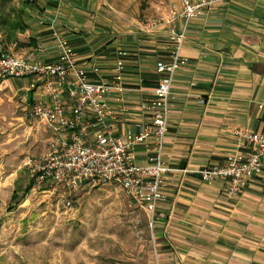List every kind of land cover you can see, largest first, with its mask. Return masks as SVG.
Here are the masks:
<instances>
[{"label":"crops","instance_id":"crops-1","mask_svg":"<svg viewBox=\"0 0 264 264\" xmlns=\"http://www.w3.org/2000/svg\"><path fill=\"white\" fill-rule=\"evenodd\" d=\"M7 1L0 50L54 62L58 29L93 80L100 79L95 68L111 80L118 52L125 51L126 93L106 98L120 111V133L144 117L141 104L160 79L156 64L168 59L167 26L150 29L151 19L143 22L137 10L131 15L121 0ZM214 1L190 22L183 49L188 63L172 88L164 158L188 172L170 174L168 200L159 207L168 217L155 232L161 264H264V170L235 198L227 196L225 181L203 180L199 172L231 154L251 153L243 134L264 132V0ZM18 80L26 93L32 78ZM29 97L45 99L42 89Z\"/></svg>","mask_w":264,"mask_h":264},{"label":"built area","instance_id":"built-area-1","mask_svg":"<svg viewBox=\"0 0 264 264\" xmlns=\"http://www.w3.org/2000/svg\"><path fill=\"white\" fill-rule=\"evenodd\" d=\"M63 1V0H59ZM214 0H182L151 18L150 29L168 27V59H160V75L153 95L141 104L144 117L119 132L120 111L107 100L126 93V56L119 51L112 79H103L101 70L90 78L79 64L78 53L69 38L53 30L57 59L51 63L31 60L0 50V90L10 79L32 78L21 100L30 117L45 123L51 131L46 154L27 156L24 166L32 177L33 190L59 193L57 186L69 194L83 187L121 186L132 202L149 215L154 231L158 221L168 217L159 207L167 202V186L171 173L188 169L171 168L165 163V137L171 125L172 88L177 72L188 63L183 55L192 19L206 13ZM43 90L45 99L30 100L31 91ZM70 100V102H69ZM205 103V99L200 100ZM251 144V153L229 155L221 164L199 170L203 180L226 182V194L235 198L247 187L252 174L264 170V132L243 134ZM144 153V159L140 158ZM62 202L72 201L63 194ZM157 255V251H156Z\"/></svg>","mask_w":264,"mask_h":264},{"label":"rangeland","instance_id":"rangeland-1","mask_svg":"<svg viewBox=\"0 0 264 264\" xmlns=\"http://www.w3.org/2000/svg\"><path fill=\"white\" fill-rule=\"evenodd\" d=\"M178 1L121 0L143 22ZM10 3L0 0V34L8 28ZM24 82L8 80L0 90V264H161L157 228L121 186L83 187L71 195L61 186L59 193L34 185L27 191L32 177L24 162L47 153L51 131L30 117L17 89Z\"/></svg>","mask_w":264,"mask_h":264},{"label":"trees","instance_id":"trees-1","mask_svg":"<svg viewBox=\"0 0 264 264\" xmlns=\"http://www.w3.org/2000/svg\"><path fill=\"white\" fill-rule=\"evenodd\" d=\"M31 183H32V182H31ZM32 185H33V183L30 184V185L27 187V191L30 190V188H31ZM27 191L25 192V194L27 193ZM15 195L18 196V195H19V191H15Z\"/></svg>","mask_w":264,"mask_h":264}]
</instances>
